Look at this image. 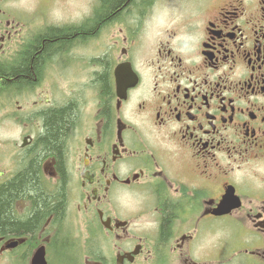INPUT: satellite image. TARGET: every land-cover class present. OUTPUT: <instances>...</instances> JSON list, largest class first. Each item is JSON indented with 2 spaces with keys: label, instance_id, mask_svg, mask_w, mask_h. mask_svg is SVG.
<instances>
[{
  "label": "flooded vegetation",
  "instance_id": "1",
  "mask_svg": "<svg viewBox=\"0 0 264 264\" xmlns=\"http://www.w3.org/2000/svg\"><path fill=\"white\" fill-rule=\"evenodd\" d=\"M19 1L0 0V66L102 8L79 0L53 21ZM68 105L63 164L54 153L39 163L62 212L32 232L0 233V264H33L40 251L49 264H264V0L141 2L74 38L34 82L0 88V124L22 138L0 185L41 156L47 112ZM223 202L231 207L218 214ZM12 207L26 218L34 203ZM100 231L110 258L94 251ZM204 231L225 233L218 249L204 248Z\"/></svg>",
  "mask_w": 264,
  "mask_h": 264
},
{
  "label": "trees",
  "instance_id": "2",
  "mask_svg": "<svg viewBox=\"0 0 264 264\" xmlns=\"http://www.w3.org/2000/svg\"><path fill=\"white\" fill-rule=\"evenodd\" d=\"M150 1L102 0V8L90 25L75 29L51 28L43 38H38L22 52L18 63L13 66H0V88L10 84L19 87L34 82L40 76L43 63L58 50L68 47L74 38L92 35L98 27L118 18L123 11H130L134 6L140 7L141 2L145 4ZM102 78L106 82L105 74ZM74 117L71 105L49 110L44 120V132L39 139L43 145L41 156L33 157L24 170L0 185V233L32 232L51 213L58 215L57 211L63 205L62 192L50 191L40 184L39 163L41 157L54 153L58 157V164L62 166V150ZM23 196L31 198L34 203L32 212L26 218L17 217L12 207L14 200ZM170 221L171 214H168L163 226L164 235L169 231Z\"/></svg>",
  "mask_w": 264,
  "mask_h": 264
},
{
  "label": "rangeland",
  "instance_id": "3",
  "mask_svg": "<svg viewBox=\"0 0 264 264\" xmlns=\"http://www.w3.org/2000/svg\"><path fill=\"white\" fill-rule=\"evenodd\" d=\"M79 0H20L19 3L27 6V8L35 9V6L42 4V9L48 11L46 13V19L47 20H53L56 21L57 19L60 18L61 15H64L68 11H71L74 9V5L78 2ZM49 3L52 5L50 7ZM65 5V7H63ZM7 122L1 123L0 124V181L3 179L4 172L7 173V175L10 173V170L12 168V160H13V147L15 146V143L21 142V135H20V130L15 129L11 123L6 124ZM16 153H21L20 150H17ZM12 156V158H11ZM11 158V159H10ZM20 158V157H19ZM18 158V159H19ZM124 202V200H121ZM72 214L76 216L75 214L78 212L76 204L73 205L72 208ZM75 220V219H74ZM139 223H142L139 221ZM101 236L100 238V245H98L97 249L94 248V251L96 253H102L106 255V258H110V256L113 254V247L110 242L105 241L104 239V232L100 231L99 232ZM218 235L211 234V233H205L204 231V248L208 247V250H214L219 248V242L221 241L223 234H225L222 231H218ZM98 244V241H97ZM100 246V247H99ZM78 249H81L83 251H86V249H83L81 246H78ZM89 251V250H88ZM206 250H204V255L208 254L205 253ZM69 257H75L76 256V250H72L71 252H65ZM82 259L84 258L83 254H80ZM62 257L60 258V263L62 264H67L68 261H72L73 259H64L65 255H61ZM64 256V258H63ZM84 261V259H83Z\"/></svg>",
  "mask_w": 264,
  "mask_h": 264
},
{
  "label": "water",
  "instance_id": "4",
  "mask_svg": "<svg viewBox=\"0 0 264 264\" xmlns=\"http://www.w3.org/2000/svg\"><path fill=\"white\" fill-rule=\"evenodd\" d=\"M228 204L229 203L224 202L223 204L220 205V207L216 210V212L218 214H223V213L227 212L229 210ZM33 264H49V263L46 262L45 254L40 251L37 253V256H36Z\"/></svg>",
  "mask_w": 264,
  "mask_h": 264
}]
</instances>
